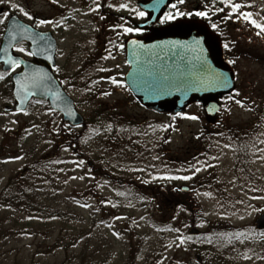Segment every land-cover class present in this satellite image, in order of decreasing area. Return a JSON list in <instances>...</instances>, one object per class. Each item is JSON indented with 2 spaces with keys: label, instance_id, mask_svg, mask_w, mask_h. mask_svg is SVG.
<instances>
[{
  "label": "rangeland",
  "instance_id": "1",
  "mask_svg": "<svg viewBox=\"0 0 264 264\" xmlns=\"http://www.w3.org/2000/svg\"><path fill=\"white\" fill-rule=\"evenodd\" d=\"M142 1L0 3L3 13L26 23L33 22L21 8L35 20L60 21L38 30L52 33L54 67L59 68L53 74L66 82L60 85L84 121L70 129L45 102L33 101L27 114H16L11 74L0 80V191L8 179L31 166L27 185L33 188L30 201L37 214L0 207V229L13 231L0 237V264H264V229L255 227L264 214L255 209H264V199H254L264 197V160L259 158L264 156V35L257 36L258 29L242 19L225 20L227 9L215 11L224 7L219 0H175L177 8L166 12H208L203 22H209L221 41L222 59L235 79L229 96L235 98L223 97L214 118L205 116L201 104L181 116L158 113L141 108L125 86L109 80L123 84L127 70L120 45L129 34L113 28H136L143 22L145 17L132 11L140 10ZM233 2L246 5L241 11L264 23V0ZM97 3L101 6L93 11ZM120 4L128 7L121 9ZM196 167L201 171L193 175ZM185 175L192 178L153 179ZM180 187L189 191L180 192ZM186 199L197 205L194 213L174 207L175 200ZM46 207L68 213L43 219L39 214ZM192 229L198 234L190 236ZM226 232L245 236L229 238Z\"/></svg>",
  "mask_w": 264,
  "mask_h": 264
},
{
  "label": "water",
  "instance_id": "2",
  "mask_svg": "<svg viewBox=\"0 0 264 264\" xmlns=\"http://www.w3.org/2000/svg\"><path fill=\"white\" fill-rule=\"evenodd\" d=\"M172 0H161L159 7L153 9L154 0H144L138 3V8L145 11L146 20L138 24V29L146 31L151 29L160 20L164 9ZM27 25L15 15H11L7 26L13 23ZM31 27V26H30ZM43 33L53 45L51 61L44 55L26 59L14 53L20 37L11 41L13 47L8 48V55L21 59L24 63L11 77V95L13 111L16 114L25 112L32 100L40 99L46 102L53 112L58 113L62 121L71 127H80L84 124L82 117L77 113L74 102L62 89L57 78L52 73L55 66V40L49 31ZM131 41H137L134 46ZM198 42V43H197ZM10 43L6 28L2 37L0 49ZM28 48L32 47L31 40H24ZM41 45L43 42H39ZM124 62L128 67L124 75V85L130 95L141 108L154 110L158 113L173 114L181 113L194 104H201L207 118H214L220 112L219 100L231 94L235 89L234 75L222 59V46L218 36L212 33L208 25L198 19H180L166 26L152 29L143 36L131 37L124 41ZM4 53L0 52V56ZM205 65L210 71L223 74L228 79V86L221 84L195 83L197 79L206 80L207 72L201 65ZM2 72L12 71L11 67L0 60ZM25 65L38 68L47 72L52 81L50 88L59 91L67 105L54 101L51 96L39 94L28 97L23 103L16 96L15 80L25 70ZM24 111H18V109ZM180 192H188L189 188L180 187ZM257 231L264 229V214L255 221ZM198 231L192 229L190 236L197 235Z\"/></svg>",
  "mask_w": 264,
  "mask_h": 264
},
{
  "label": "snow or ice",
  "instance_id": "3",
  "mask_svg": "<svg viewBox=\"0 0 264 264\" xmlns=\"http://www.w3.org/2000/svg\"><path fill=\"white\" fill-rule=\"evenodd\" d=\"M5 0H0V3H4ZM53 3H56L57 0H52ZM95 2V0H94ZM161 0H154L152 4V8H158ZM179 3H184V0H178ZM219 3L222 4L224 7H219L216 8V12H224L226 9L227 15L224 16L225 20L231 19L235 17L236 19H242L246 21L248 24H250L252 27L255 29H258L256 32L257 36L264 35V23H258L255 19H253V13L251 12H246V11H241L242 8L246 7V5H242L240 3H235L233 0H219ZM13 9L17 7L16 4H11L10 5ZM101 5L96 4V8L92 9L93 11H96ZM172 9H176L177 5L176 4H170L169 5ZM109 7H112V5H109ZM128 5L126 4H120L119 8L125 9L127 8ZM20 11L23 13V15L29 20L33 22V26H27V25H22L18 23H13L11 26L5 25L7 34L10 38V43L3 49H0V52H3L4 55L0 56V60H3V63L5 65H8L11 67L13 71L16 69L20 68L21 65L24 63L21 59L14 58L11 55H8V48L13 47L11 41H16L17 37H20L19 41H17V44L20 46L15 47V51L17 53H20L24 56L28 57H36L40 55H44V57L51 61L53 59L51 53L53 49V45L48 38L40 32L34 31V29H39L44 25H53V26H59L60 21H53V20H48V19H39L35 20L32 15H30L27 11H25L23 8L20 9ZM132 11L135 12V15L138 18H143L146 16L145 11H140V10H135L132 9ZM196 16V17H201V18H208L209 14L207 11L203 10H198L195 12H182V11H176L174 14L172 12H165L162 17H160V23L163 24L166 21H171L176 19L177 17L180 16ZM3 16L5 19L8 18V13L5 12L3 13ZM104 17H101L103 19ZM5 19H0V25L5 24ZM116 27L122 28L124 34H130L133 32H138L139 29L133 28V27H125L124 25H117L113 28L115 31ZM213 29H216L218 26L213 23L211 25ZM119 34V33H118ZM24 40H31L32 42V47L31 48H25L23 46V41ZM43 44L41 45V43ZM131 43L134 46H139L143 47V45H138L137 41H131ZM198 43V42H197ZM121 48H123V45H120ZM225 48L228 47L227 44L224 45ZM109 57H104V59H108ZM229 63H233V61H229ZM201 68L203 71L207 72V78L206 80H201L197 79L194 82L195 83H208V84H221L224 86H228V79L227 77L223 76V74L215 73L210 71L205 65H201ZM106 69H99V71H105ZM53 72H58L59 68L58 67H53L52 68ZM5 72H0V80H3L6 75ZM103 79V78H102ZM110 82L114 85H117L119 87H123L124 85L122 83H119L115 78L110 77L109 78ZM52 81V77L48 75L47 72H44L41 69L34 68L28 65H25V70L23 73L20 75L18 79L15 80V85H16V96L18 99H20V102L23 103L28 97L34 96V95H41L44 96L45 98L47 96H51V98L56 101V102H62L65 105H67V101L64 99V97L61 95L59 91H54L50 88V83ZM61 85L65 84V81H59ZM95 83V82H94ZM110 93L104 92L103 95H109ZM240 93L236 92L235 96H239ZM234 96H229L228 99L232 100L234 99ZM35 103L40 104L43 103L42 100L37 99ZM235 103L242 106L243 104L239 99L235 100ZM18 111H24L22 108L18 109ZM50 111H54V109H50ZM24 114H27L26 112ZM176 116H181V113H176ZM176 116L173 117V119L176 118ZM184 118L190 119V120H197L198 117L195 115H185ZM261 152H264V149H260ZM260 159L264 160V156L259 157ZM17 159H20V157H17ZM81 164H83V161H80ZM201 169L199 167H196L194 169L193 175L195 173L200 172ZM191 176H163V177H153V179H165V180H175V179H180V180H189L191 179ZM147 183V181H145ZM255 190V189H253ZM205 195H208L207 193ZM264 199V197H254V199ZM256 211H264V209H255ZM115 235V233H114ZM221 236L225 234H220ZM229 238L232 235H235L236 238H240L242 236H245V233H235V234H227ZM261 237H264V233H260ZM180 243H184L183 237L179 238ZM188 239H191V237H188ZM243 242V241H241Z\"/></svg>",
  "mask_w": 264,
  "mask_h": 264
},
{
  "label": "trees",
  "instance_id": "4",
  "mask_svg": "<svg viewBox=\"0 0 264 264\" xmlns=\"http://www.w3.org/2000/svg\"><path fill=\"white\" fill-rule=\"evenodd\" d=\"M174 3V1L172 2ZM177 11V10H176ZM183 18H199L201 20H204L201 17H196V16H180L177 17L176 19H183ZM174 19V20H176ZM206 22V21H205ZM208 25L209 22H206ZM33 102V101H32ZM46 104V103H45ZM47 105V104H46ZM70 129L74 128L69 126ZM71 148H74V142L70 144ZM1 149V148H0ZM200 153V152H199ZM30 157L26 158L28 160ZM33 160V158H32ZM34 166H37L36 160L34 159ZM45 165V164H44ZM44 165L41 166V169H44ZM33 166V167H34ZM31 174V166H25L20 172L14 176V178H10L7 181V184L3 187V189L0 191V207L4 209H12L15 212H19L24 215H37L36 214V206L34 205V202L30 201L32 190L33 188L29 187L27 185V181L29 180L28 176ZM29 187V188H28ZM174 207H181L183 209H186L188 212H195L197 209V205H195V202L190 201V200H175L174 202ZM43 209V214H39L43 219H57L58 217L62 218V215H66L68 212H61L58 211L57 209H52L49 207L42 208ZM41 212V213H42ZM66 213V214H63ZM12 228H1L0 229V237L5 236V235H12L13 231L11 230ZM227 230V229H226ZM230 232V231H228ZM226 232V234H228ZM233 233V231H231ZM210 252V251H208Z\"/></svg>",
  "mask_w": 264,
  "mask_h": 264
},
{
  "label": "flooded vegetation",
  "instance_id": "5",
  "mask_svg": "<svg viewBox=\"0 0 264 264\" xmlns=\"http://www.w3.org/2000/svg\"><path fill=\"white\" fill-rule=\"evenodd\" d=\"M3 8L2 7H0V15H2L3 14ZM10 15L11 14H8V18H7V20H6V23L3 25V33H4V31H5V25L7 24V22H8V19H9V17H10ZM120 20H122L123 22H125L126 24H128V25H130V24H132L133 25V23H132V21L129 19V18H127V17H125V18H120ZM30 24V23H29ZM31 26H33V23H31L30 24ZM1 26L2 25H0V29H1ZM136 26V29H137V24L135 25ZM147 31H145V32H143V31H141V30H139L137 33L135 32H133V33H130L126 38H129V37H132V36H140V35H142V34H144V33H146ZM27 47V46H26ZM28 48V47H27ZM123 49V48H122ZM28 58H30V57H28Z\"/></svg>",
  "mask_w": 264,
  "mask_h": 264
}]
</instances>
